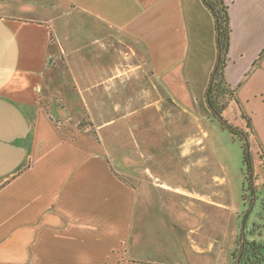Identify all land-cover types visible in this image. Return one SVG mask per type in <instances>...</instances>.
<instances>
[{
	"label": "crops",
	"instance_id": "0c3cea01",
	"mask_svg": "<svg viewBox=\"0 0 264 264\" xmlns=\"http://www.w3.org/2000/svg\"><path fill=\"white\" fill-rule=\"evenodd\" d=\"M56 1L66 20L44 14L51 0H0V264H229L214 214L234 210L199 146L212 15L201 0ZM224 2L228 107L264 148V0ZM179 160L189 184L161 173Z\"/></svg>",
	"mask_w": 264,
	"mask_h": 264
},
{
	"label": "rangeland",
	"instance_id": "374dc122",
	"mask_svg": "<svg viewBox=\"0 0 264 264\" xmlns=\"http://www.w3.org/2000/svg\"><path fill=\"white\" fill-rule=\"evenodd\" d=\"M53 3L56 4L57 7L52 8L49 3V7L43 9L45 11L44 14L51 16L53 11L54 14L65 17L66 20V15H68L69 10L68 7L60 1L51 0V4ZM53 102L55 105L61 106L60 101L57 99ZM206 110L207 109L205 108L202 122L204 129H206L208 133V138L206 140V145L204 142L202 143V141L199 144V146L203 149V153L200 154V158H202L205 162L203 171L208 173L206 177L207 179L210 178L211 175L219 178L214 182V194L218 197L222 196L223 199L225 197V204L229 206L230 209L234 210V213H231V210H219L218 213L214 214V234L217 237L219 236L221 241H223L222 256L225 259V256H229L228 252L232 249V247V252L236 247L235 242L240 233V221L243 219L244 213L249 208V203H246L249 201L251 194L244 193L245 200L247 202L243 203L242 190L243 181L245 179V169L242 164L241 150L243 142L237 137H232L227 131L222 130L218 121L211 117ZM206 117L208 119H206ZM223 117L229 124L240 130L246 131L245 133L247 136L253 167L255 195H257L259 199L253 214L249 217L246 228V231L248 232L250 231L253 222L264 223L262 222V220H264V216L262 220L258 218V214L262 211L259 202L262 198L264 199V148L253 136L252 130H245V121L242 119L235 106H229L223 113ZM193 148H198V146H194ZM195 156L197 157L198 153ZM182 163L183 162L179 164L178 161H175L170 169H163L161 172L163 177L170 176L178 183L184 185V180H187V184L191 183L189 176H183L184 166ZM192 171L195 172L196 169L192 168ZM172 172L174 174H171ZM221 179L225 181V185L223 187H220L219 185ZM258 232L264 235V230H257L253 235H248L249 239H260L257 235ZM230 263L231 255L229 264Z\"/></svg>",
	"mask_w": 264,
	"mask_h": 264
},
{
	"label": "trees",
	"instance_id": "16d2710c",
	"mask_svg": "<svg viewBox=\"0 0 264 264\" xmlns=\"http://www.w3.org/2000/svg\"><path fill=\"white\" fill-rule=\"evenodd\" d=\"M203 6L210 12L214 20L215 44L217 50L216 64L210 75L209 83L204 94V102L210 116L215 118L222 130L227 131L232 137H237L243 142L242 164L245 169V179L243 181L242 201L246 203L244 193L251 194L249 208L244 213L243 219L240 221V233L236 239V247L231 254L230 264H264V235L257 233L260 239H249L248 235H253L257 230H264V223H252L250 231H246L249 217L253 214L258 197L255 195V186L253 184L254 175L249 147L247 148L246 131H242L229 124L223 117V112L231 101H236L234 94L236 89H232L225 81L224 70L229 62L230 36L231 26L228 6L224 0H201ZM261 53L254 63V67L263 58ZM242 119H244L247 130H252L250 120L247 119L243 112L240 111ZM248 144V141H247ZM249 146V145H248ZM247 176V177H246ZM261 213L258 214L260 220L264 216V199L260 200ZM264 222V220H262Z\"/></svg>",
	"mask_w": 264,
	"mask_h": 264
},
{
	"label": "water",
	"instance_id": "95a60500",
	"mask_svg": "<svg viewBox=\"0 0 264 264\" xmlns=\"http://www.w3.org/2000/svg\"><path fill=\"white\" fill-rule=\"evenodd\" d=\"M244 142H245V144H246V146H247V148H248V144H247V141L245 140Z\"/></svg>",
	"mask_w": 264,
	"mask_h": 264
}]
</instances>
